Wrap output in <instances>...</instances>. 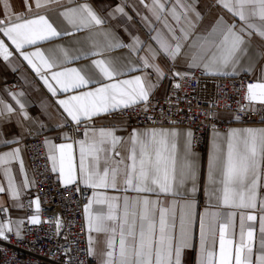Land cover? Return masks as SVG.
<instances>
[{
  "label": "snow or ice",
  "instance_id": "6c2138e0",
  "mask_svg": "<svg viewBox=\"0 0 264 264\" xmlns=\"http://www.w3.org/2000/svg\"><path fill=\"white\" fill-rule=\"evenodd\" d=\"M60 0H34L35 8H47L52 4H58ZM159 9L164 5L160 0H154ZM222 7L227 9L234 17H238L242 22L239 26L236 23H228L223 18L217 19L211 32L205 37H196L194 34L199 28V21L203 19L198 9L197 0L187 5L177 0L178 6L183 9L178 13L176 7L172 9V15L177 23H180L181 16L186 26L182 25L179 29L181 36L175 34V29H169L176 41L175 45L160 44L170 60H175L182 52L184 44L189 48L197 49L191 57L189 67H203L211 74H226L225 69L235 71L240 61L248 54L246 36L251 37L253 33L259 34L264 38V26H258L251 21L258 18L264 21V0H217ZM27 12H32L33 0H24ZM5 15L0 19V33L8 38L19 50V54L25 61L40 74L42 69L51 72V81L60 86L64 92L71 89H80L89 84H100L91 91L74 95L68 99L58 101L67 115L77 126L81 125L82 118L91 120L92 117L101 114H109L111 110L123 109L135 105L137 101L147 103L150 94L154 91L156 84L149 81L145 84L140 76L132 80H124L116 83L101 84L107 79L112 81L114 77L121 75V69L114 66L111 61L104 59H93L90 65L82 68H66L62 71H51L61 63L71 60L88 59L90 56L100 55L99 52H83L79 55L69 56L66 49L61 48L63 59L56 57L48 58L42 51L37 49L35 52L23 51L25 45H35L38 41L49 40L62 35H73L68 30L58 31L53 22L47 15L35 14L30 18H25V14L15 15L9 13L8 0L3 4ZM119 13H124L123 7L116 9ZM75 31L85 28L103 25L106 21L103 17L87 3L73 8H66L59 13ZM157 19L160 17L157 15ZM156 39V37H153ZM159 43V41H157ZM208 42L215 45L214 49L202 50V43ZM137 43L139 41L137 40ZM123 44L109 45V47H124ZM13 53L9 50L4 40L0 39V56L7 60ZM33 57L39 60V65L34 62ZM155 58V53H154ZM251 68V57H249ZM145 65L152 67L157 76V83L165 73L158 64H149L147 59ZM260 71L264 73V67ZM175 76L186 78L187 73L175 72ZM48 90L55 96L57 88L50 83L48 75L40 77ZM180 87L179 84L176 85ZM20 95H23L21 93ZM15 99V97H13ZM247 99L258 101L264 105V82L253 83L247 86ZM16 104L20 109H24V104L16 99ZM0 115L5 112L11 113V105L4 104L0 99ZM147 110V109H145ZM245 111L252 109L245 108ZM26 115V113H25ZM239 120L237 115L234 117ZM264 122V117H262ZM115 129H90L85 125L83 133L84 139L79 141V179L82 183L93 189H116L118 183H122L124 191H134L136 193H156L171 194L173 196H185L182 205V212L179 220V234L175 233V205L172 201V208H161L158 225L155 220V206L157 200H149L145 197L130 199L123 198V212L118 214L116 209L119 204L118 197H109L96 193L92 201L86 205V212L93 204L106 205L107 212H99L95 216V227L93 228V217L89 213V232L108 233L105 241L106 250L97 253L92 246V238L89 237L88 254L99 257V264H183L185 250L192 249L196 242V218L194 214L195 196L198 189V177L200 164L197 154L193 151L194 133L188 130L183 142V154L177 167V136L176 131L165 129H146L143 131L133 130L124 141L123 137L115 134ZM98 134V135H97ZM217 140L214 141L213 151L208 163V185L207 192L210 197L222 199L225 206L240 209L257 208L258 188L264 186L261 183V168L264 166V129H232L223 143L219 140L220 134L217 133ZM12 141L4 140L7 144ZM47 143H51L50 141ZM127 143L129 147L127 156H122L118 146ZM59 149V171L64 177V184H75L78 176L72 164V144H60ZM20 149H14L5 156L15 159L19 156ZM67 155V164L65 163ZM119 157V159H116ZM53 171H56L57 157L52 155ZM90 159V165L85 164V160ZM103 161L104 167L101 168ZM5 158L0 157V163H4ZM190 184V187L188 185ZM12 195L15 197L17 192L12 185ZM0 186V193L4 192ZM142 206L139 215L137 207ZM151 206V207H150ZM36 214L30 217L32 224L41 223L39 217L40 201L35 200ZM0 211H4L0 208ZM213 216L218 213L212 214ZM235 212L229 213L227 221L220 227L219 235V262L218 264H254L253 261V236L254 229L251 225L246 227L245 219L255 221V215H245L241 213L239 224V240L234 245L233 239L226 240V233L234 236ZM139 220V223H138ZM261 233L260 255L255 264H264V216L260 217ZM106 222H112L108 224ZM158 229V233H157ZM11 221L7 223L0 221V238L8 239L6 232H11ZM16 235L19 236L17 229ZM209 237L214 246L215 228L210 226L208 233L205 232L204 220H199V252L200 259L198 264H214L216 253L209 251Z\"/></svg>",
  "mask_w": 264,
  "mask_h": 264
},
{
  "label": "crops",
  "instance_id": "0c3cea01",
  "mask_svg": "<svg viewBox=\"0 0 264 264\" xmlns=\"http://www.w3.org/2000/svg\"><path fill=\"white\" fill-rule=\"evenodd\" d=\"M181 3L187 5L192 0H180ZM198 9L203 17L199 21V28L193 36L205 37L211 32L213 25L217 19L223 18L228 23H236L238 26L242 23L238 17H234L230 12L222 7L217 0H197ZM89 4L98 15L105 19V23L99 26H93L85 28L80 31H75L71 25L67 23L59 13L66 8L77 7L82 4ZM160 3L164 5L163 9H159L154 3V0H60L58 4H52L47 8L36 9L33 0L32 12H27L24 5V0H8L9 13L20 15L25 14V18H30L35 14L47 15L49 20L53 22L58 31L68 30L73 32V35L54 37L49 40L38 41L35 45H25L23 51L31 53L37 49L42 51L48 58L56 57L57 59H63V54L60 51L64 48L68 51L69 56L79 55L81 50L83 52L95 51L100 55L90 56L88 59L71 60L59 64L51 71H62L66 68H82L90 65L93 59H104L111 61V63L120 68L122 74L114 77L112 81L104 79L101 84L116 83L124 80H132L137 76L144 79L145 84L151 81L152 84H156L154 91L149 97L156 95L158 97H164L168 94L170 89V76L175 72L191 73L195 70H201L208 75L216 76H231L236 77L243 74H250L252 77L264 80V73L260 71L261 67H264V38L259 34L253 33L251 37L246 36L245 39L248 42V54L244 59L240 61L235 71L230 68L225 69L226 74H211L203 67L190 68L189 63L195 48H189L188 44L192 43V40L181 43L184 44L181 54L173 61L170 60L160 44H168L174 46L176 41L173 39L172 33L169 29H175V34L181 36L179 29L182 25L186 26L183 16H181L180 23H177L176 19L172 15L173 7H176L178 13H182L177 0H160ZM4 0H0V19L4 18L5 10L3 7ZM118 7L124 8V13L116 11ZM157 15L160 19H157ZM252 23L258 26H264V21H260L258 18H253ZM156 37V39H153ZM0 39L4 40V43L8 46L9 50L13 53L7 60L0 56V99L4 101V104L11 105L13 111L11 113L5 112L4 115H0V157L5 158L4 163H0V186H3L5 191L0 193V207L6 209L9 213V219L5 221H11V227L13 231L19 230L22 232V226L24 217L22 215V196L33 188L34 181L33 176L28 164L26 150L23 146V142L29 138L30 132L33 130L39 131L42 126L46 127V147L49 152V156L55 155L56 160V177L58 181L64 184V177L61 175L60 161H59V149L60 144H72V164L77 172V182L82 183L79 179V141L84 139V136L74 141L68 131L64 129V124L71 118L64 111L63 107L59 105L58 101L61 99H68L74 95H80L83 92L91 91L100 84H89L87 87L80 89H71L68 92H64L60 89L59 85H56L54 81H51V72L48 70L41 71L37 74L36 71L28 64L27 61L19 54V50L12 44L7 37L0 33ZM137 40L139 43H137ZM159 41V43L157 42ZM123 44L124 47H109V45ZM215 45L203 42L202 50L214 49ZM155 53V58H154ZM249 57H251V68L249 71ZM147 59L149 64H158L165 73V76L161 77L157 83V76L152 67L145 65L144 61ZM34 62L39 65V60L33 57ZM41 75H48L50 83L53 87L57 88V93L54 96L44 84L40 78ZM17 81L19 88L11 90L7 84ZM23 93V95H20ZM15 97V99L13 98ZM16 99H19L24 104V109L21 110L19 105L16 104ZM142 101H137L135 104H139ZM3 105H0V109ZM118 109L111 110L109 114H101L92 117L91 120L96 122V125L89 127L90 129H115V134L119 137H123L124 141H127L129 135L133 130H146V129H165L176 131L177 136V167L179 168V162L183 154V142L185 134L190 127L179 126H159V127H135L130 128L126 125L124 119H120L113 114ZM26 113V115H25ZM218 118L221 120L231 122L227 129H213L209 134L207 149L203 152L193 151L197 154L200 164V172L198 177V189L195 196V208L194 214L196 218V227L194 229L196 234L195 246L192 249L185 250L183 255V264H198L200 259L199 252V220L202 217L205 225V232L208 233L210 226L215 228V245L211 244V237H209V251L216 253L214 257V264L219 262V235L220 227L224 224L229 213L235 212L234 217L235 228L229 230L234 231L235 235H229L226 233V240L233 239L234 245L239 240V224L241 213L245 217L249 214L255 215L257 219L255 221H248L245 219L246 227L251 225L253 227V261L260 255V240L261 233L260 217L264 216V186L258 188V200L257 208L255 209H240L225 206L222 199H216L210 197L207 192L208 185V163L209 157L213 151L214 141L217 140L216 134L219 133V140L223 143L226 135L232 129H264V122L260 123H239L233 121L231 114L226 112H219ZM72 121V120H71ZM82 121H86L82 118ZM193 132V131H192ZM98 135V134H97ZM4 140L12 141L10 143H3ZM51 143H47V142ZM226 149V143H223ZM129 145L123 143L118 146V150L121 151L122 156H127L125 150ZM20 149L19 156L15 159H10L5 156L6 153L13 152L14 149ZM119 159V157H116ZM51 160V158H50ZM52 166L53 161L51 160ZM67 164V155L65 159ZM86 165H90V159L85 160ZM104 164L101 162V168ZM261 183L264 184V166L261 168ZM12 185L17 192V195L13 197L12 189L9 185ZM83 184V183H82ZM84 185V184H83ZM85 186V185H84ZM190 187V184L188 185ZM93 189V188H92ZM122 183H118L116 189H93L92 197L94 194L99 193L109 197H118L116 201L119 204V208L116 209L117 213L122 215L123 212V198L125 196L130 199L136 197H147L149 200H157L159 203L155 206V220L158 225L159 214L161 208L171 209L172 201H176L175 205V233L179 234V220L182 212V205L186 199L185 196H173L169 194H156V193H136L134 191H124ZM92 197L90 202L92 201ZM35 205V201H34ZM151 207V206H150ZM142 210V206H138L136 211L139 215ZM99 212H107L106 205L93 204L92 208L87 211V225H89V213L93 217V228L95 227V216ZM218 213L213 216L212 214ZM111 224L112 222H106ZM139 223V220H138ZM89 229V228H88ZM158 233V229H157ZM92 238V246L96 248L97 253L106 250L105 241L108 238V233H98L96 231L89 232V237ZM99 264V257L95 258Z\"/></svg>",
  "mask_w": 264,
  "mask_h": 264
},
{
  "label": "built area",
  "instance_id": "2783aa9c",
  "mask_svg": "<svg viewBox=\"0 0 264 264\" xmlns=\"http://www.w3.org/2000/svg\"><path fill=\"white\" fill-rule=\"evenodd\" d=\"M170 81L166 96L153 95L147 103L118 109L111 115L124 119L130 128L190 127L194 133L193 149L200 152L207 149L213 129H227L231 123L219 119V112L231 114L233 121L239 123L262 122L264 105L247 99V86L264 80L250 74L216 76L195 70L183 79L173 74ZM7 86L16 90L19 83L13 81ZM245 108L252 110L245 111ZM237 115L239 120L234 118ZM85 125L92 127L96 122L86 120L77 126L67 120L64 129L77 141L83 137ZM46 135L47 129L42 126L39 131H31L23 142L34 185L22 196V232L17 236L12 230L6 232L8 239L0 238V264H98L88 254L86 205L90 203L93 189L80 182L65 185L58 181L52 170ZM37 198L41 223L32 224L30 217L36 214ZM8 219V211H0V221Z\"/></svg>",
  "mask_w": 264,
  "mask_h": 264
}]
</instances>
